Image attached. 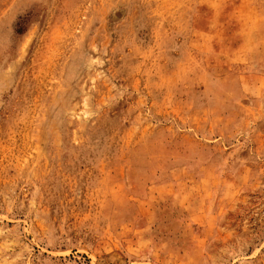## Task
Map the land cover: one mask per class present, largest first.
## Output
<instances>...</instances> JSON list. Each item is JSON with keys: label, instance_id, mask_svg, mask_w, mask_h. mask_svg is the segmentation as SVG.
<instances>
[{"label": "rangeland", "instance_id": "374dc122", "mask_svg": "<svg viewBox=\"0 0 264 264\" xmlns=\"http://www.w3.org/2000/svg\"><path fill=\"white\" fill-rule=\"evenodd\" d=\"M0 264H264V0H0Z\"/></svg>", "mask_w": 264, "mask_h": 264}]
</instances>
